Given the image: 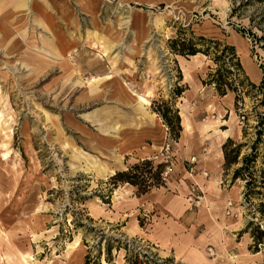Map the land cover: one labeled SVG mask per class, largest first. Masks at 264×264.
Returning <instances> with one entry per match:
<instances>
[{"label":"rangeland","instance_id":"rangeland-1","mask_svg":"<svg viewBox=\"0 0 264 264\" xmlns=\"http://www.w3.org/2000/svg\"><path fill=\"white\" fill-rule=\"evenodd\" d=\"M225 1L222 9L218 0H0V264H86L87 256L90 264H181L143 234L161 230L152 226L157 216L151 209L129 199L146 193L138 194L129 183L115 186L116 173L99 174L97 166L118 172L146 159L164 163L165 171L170 167L168 176L162 175L164 185L148 193L176 194L192 181L188 160L198 156L200 165L212 155L207 141L196 140L210 129L229 131L230 148L242 145L239 162L227 169L224 159L221 192L203 185L207 198L199 206L193 207L188 194L185 202L190 210L210 213L215 223L227 221L252 264H264V238L262 243L254 238L264 231V127L257 150L252 148L259 130L253 112L257 92L244 95L237 111L234 92L221 96L214 85L204 84L218 67L211 58L203 64L169 46L180 28H191L196 36L234 45L245 76L254 82L249 72L254 66L262 79L264 40L255 42L252 34L264 37V0ZM188 63L203 65L186 76ZM106 74L112 78L85 92L82 82ZM120 82L147 94L150 104L143 109L123 97ZM178 88L185 90L180 96ZM164 102L178 108L183 129L174 140L164 124L170 150L164 144L150 157L133 160L95 144L96 133L110 136V130H122V122L137 127L152 122L158 117L151 109ZM81 123L93 129L89 137L80 133ZM246 155L253 161L233 179ZM208 170L197 164L196 176ZM251 176L256 184L248 186ZM229 200L236 202L238 217L226 215ZM133 221L144 229L142 237L131 228ZM75 240L80 245L72 247ZM212 247L206 248L211 257ZM224 256L229 264H241L239 255Z\"/></svg>","mask_w":264,"mask_h":264},{"label":"crops","instance_id":"crops-1","mask_svg":"<svg viewBox=\"0 0 264 264\" xmlns=\"http://www.w3.org/2000/svg\"><path fill=\"white\" fill-rule=\"evenodd\" d=\"M202 55L197 54L195 57H198L197 59H200L205 64L206 56ZM203 64H191V72L197 71ZM195 73L197 74V72ZM190 86L192 87L191 84ZM151 113L158 118H154L152 122L148 119L139 127L134 126L130 122H122V130H110V136H108L109 133L107 134V132L104 134L96 133L98 138L95 139V144L100 149L115 150L119 156H127L133 160L135 158L144 159L150 157L155 151L153 149L154 146H159L161 141V145L165 144L164 140L167 134L166 130L164 134L162 133V126L165 129V125L159 114L152 109ZM86 124L90 123L86 122ZM86 124L81 123L79 131L83 136L89 137L90 134L88 132L90 130L93 132V129ZM207 133L208 136H206V133L198 134L196 140L207 141L213 153L208 157V162L200 165L199 163L201 162L198 163V169H209L211 177L206 180L199 173L196 179L202 186L206 185L204 187H207L208 191L221 192L222 190L218 188V180L221 179L220 170L224 162L222 145L227 138H224L222 132H217L215 129H210ZM148 148L152 149L151 154L146 153L145 150ZM120 152H122L121 155ZM207 156L205 155L206 161ZM207 164L208 166L206 167ZM181 188H184V186H181ZM155 193H158L157 196H153V192H150L129 198L132 199L135 207H143L146 211L151 209L150 211L154 212L153 216H157V221H154L155 223L152 226L161 228V230L158 229L157 233H145L144 229L133 221L131 228H133L136 235L142 237L141 233L144 232L143 234L147 235V238L160 248L159 251L162 250L167 256L171 255L172 258L181 264H229L228 261L230 259L224 256L225 253L228 255L231 253H234L235 256L239 255L242 258L241 264H252L253 256L246 255L243 242L236 238L238 233L235 228H231L227 221L224 222L222 220V222L220 220L215 223L211 219V214L201 208L199 210H190L188 208L185 197L190 193V185H186L184 190L182 189L176 194L172 192ZM211 195L213 198L217 197L214 194ZM120 219L119 216L116 221L118 222ZM236 224L237 222L233 225ZM211 245L215 254L212 257L206 251V248Z\"/></svg>","mask_w":264,"mask_h":264},{"label":"trees","instance_id":"trees-1","mask_svg":"<svg viewBox=\"0 0 264 264\" xmlns=\"http://www.w3.org/2000/svg\"><path fill=\"white\" fill-rule=\"evenodd\" d=\"M188 31H190L189 36L186 35ZM252 35L255 42L260 43L264 40V37H258L255 34ZM169 46L174 53L182 56L189 57L200 53L207 58H211L218 67L215 73L209 74L208 81H205L204 84L214 85L221 96H225L228 91L234 92L236 94L235 108L237 111H240V105L244 102V95L249 96L257 92L256 95L253 96L258 105L254 106L253 112L257 119V128H259V130L257 131V139L252 145L253 151H256L257 146L261 142L262 127H264V95H262L260 99V95L257 96L258 93L262 94L264 90V72L259 85L250 81L244 74L240 57L234 45L216 39H208L205 36H196L191 28H180L177 37L169 40ZM261 48L264 49V46H261ZM211 49H214L216 52L214 56L211 55ZM184 91L185 90L178 88L176 94L180 96ZM257 106L263 107V112H258ZM153 109L163 119L164 124L167 125L170 136L174 140H178L183 130L178 108H173L170 102H164L163 105H155ZM247 117H249V115ZM232 144L233 141L231 138L223 144L225 167L227 169L239 162V151L242 145L230 148ZM250 161H253L251 155L243 157V166L235 170L233 179H239V177L243 176V170L249 168ZM165 167L164 163L160 162L156 164L153 160L146 159L132 165L127 170L116 172V174L111 177V180L114 182V185L118 182L129 183L137 188L138 194H145L153 187L164 185L162 175L165 171ZM261 179L262 181L260 183L263 182L264 175L261 176ZM247 184L248 186L251 184L255 185V178L251 176ZM250 194L249 192L247 195ZM257 233V235L254 233V238L259 243H262L261 239L264 238V231H259ZM107 250L109 252L110 249L108 248ZM90 261V256H87L86 264H90ZM150 262H152V264H157L154 260Z\"/></svg>","mask_w":264,"mask_h":264},{"label":"bare ground","instance_id":"bare-ground-1","mask_svg":"<svg viewBox=\"0 0 264 264\" xmlns=\"http://www.w3.org/2000/svg\"><path fill=\"white\" fill-rule=\"evenodd\" d=\"M218 1L220 3V7L222 9H225V7L227 6V2L225 0H218ZM59 3L61 4V2H59ZM151 5H153V4H151ZM140 11H141V9H140ZM131 21H132V19H128L127 20V23H130ZM42 23L44 24V27H46L47 29L49 28V26L47 25V23H45V22H42ZM128 49L129 50H134L131 46ZM238 53H240V54L243 53L244 54V57L246 56L245 51H243L242 49H238ZM195 56L193 57V59H195V60L198 61L199 60V59H197L198 57H195ZM191 68L192 67H191L190 63L183 65V72L185 73L186 76H189L190 75ZM249 72L252 73V75H253L252 80H254V82H258L261 79L262 73H261L260 69H258L257 67L250 66ZM111 78H112V75L111 74H106L104 77L91 76V77H89L88 80H85L84 82H82V85L85 87V92H94L96 89L99 88V86L103 83V81H105L104 79H111ZM119 88H120V91H121L123 97L129 98L131 100H134L143 109H145V106L146 105L150 104V98H149V96L147 94H143V93L136 92L135 90L131 89L128 86L127 83L120 82L119 83ZM83 95H84V93H83ZM80 98H82V97H80ZM2 118H4V113H3V111H0V122H2ZM161 130H162V133L164 134L165 133V130H166V127L164 129V127L162 126V129ZM222 136L224 138H229L230 137V132L227 131V130L226 131H222ZM161 143H162V141L160 142V145L159 146L156 145V146L153 147V149L154 150H159L161 148ZM145 151H146V153H150L152 151V149L148 148ZM121 154H122V152H120V155ZM4 157L5 158H8V154L7 153H4ZM97 170L99 171V174H103V175H105V174L114 175L116 173L115 169H112L110 167H107L104 164H101V165L97 166ZM70 245L72 247L79 246L80 245L79 240H75ZM103 264H107V261L104 260L103 261Z\"/></svg>","mask_w":264,"mask_h":264},{"label":"built area","instance_id":"built-area-1","mask_svg":"<svg viewBox=\"0 0 264 264\" xmlns=\"http://www.w3.org/2000/svg\"><path fill=\"white\" fill-rule=\"evenodd\" d=\"M171 144L170 142H167L165 144V149L170 150ZM157 154H155L153 157L154 159H158ZM166 163L169 162V158L165 160ZM200 162V158L198 156H193L190 160H188V172H189V177L191 178V183H190V193L188 194V200L192 203L193 207L199 206L202 201L206 199L204 187L197 181L196 179V174H197V164ZM170 167H167V170L164 171L163 175L164 178L168 176ZM203 177H208L209 172L208 171H203L202 172ZM241 197H244V194L241 195ZM225 212L227 216L230 217H238L239 213L236 212V202L229 200L225 206ZM210 255H214L213 248L209 249Z\"/></svg>","mask_w":264,"mask_h":264}]
</instances>
